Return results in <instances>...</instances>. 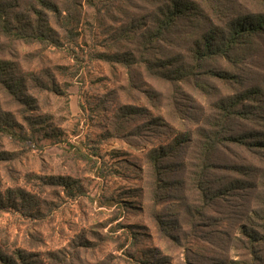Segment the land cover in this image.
I'll return each mask as SVG.
<instances>
[{"label": "rangeland", "instance_id": "1", "mask_svg": "<svg viewBox=\"0 0 264 264\" xmlns=\"http://www.w3.org/2000/svg\"><path fill=\"white\" fill-rule=\"evenodd\" d=\"M56 1L59 14L3 0L13 29L37 10L51 30L0 29V264H264V147L245 143L264 139V97L203 154L219 99L262 85L264 35L243 62L209 65L225 79L183 83L165 75L185 30L146 47L147 4ZM198 2L213 24L264 13V0Z\"/></svg>", "mask_w": 264, "mask_h": 264}, {"label": "trees", "instance_id": "2", "mask_svg": "<svg viewBox=\"0 0 264 264\" xmlns=\"http://www.w3.org/2000/svg\"><path fill=\"white\" fill-rule=\"evenodd\" d=\"M35 1L50 12L59 14L58 2L56 0ZM65 1L74 2V0ZM139 1L147 4L152 9L148 15L149 22L143 35L146 37V41L144 42L147 43L146 47L152 48L156 42L170 40L174 37L177 30H185L184 39L188 41L185 51L186 55L181 56L182 58L179 59L178 67L173 73L174 75L168 73L165 77L172 78L174 76V80L176 81L185 83L194 80V84L205 85V82L202 81L203 78L198 76L201 73L211 77L216 76L220 79H225L229 76L227 72L222 71L221 73H217L215 70H212L209 68L210 64H215L221 60L237 64L243 62L244 57L250 56L259 50L260 43L258 39L261 35H264V13L238 14L231 17L223 14L218 18L217 23L213 24L204 17L202 6L198 2L199 0ZM8 8V5L4 4L3 0H0V29L5 35L21 40H37L39 42H44L50 38V24L45 22V20H41L42 23H38V16L40 17L41 11L36 10L34 12L37 18L36 21L33 20V23L28 18L20 20L18 17H15L17 28L13 29L10 26L9 19L11 13ZM56 20V23L59 25L68 26L73 19L66 15L61 17V19L58 17ZM186 25L189 28H186ZM160 62L166 67L171 66L167 61ZM5 65V62L0 61V74H5L12 80L9 76V69ZM261 83V86L255 85L249 89H244L228 99H219L217 108L222 120L221 123H216L220 125L219 129L212 132L211 135L206 136L203 141L205 159L210 160L218 144H222V138H224L223 131L232 130L231 125L229 127L227 122L236 117L246 121L254 119L252 110L248 108L250 105H247L246 102L262 101L264 97V76ZM0 132L11 133L12 130L5 129V127L0 125ZM245 143L264 147V139H255L253 143L245 141ZM210 166L211 163H208L207 168Z\"/></svg>", "mask_w": 264, "mask_h": 264}]
</instances>
